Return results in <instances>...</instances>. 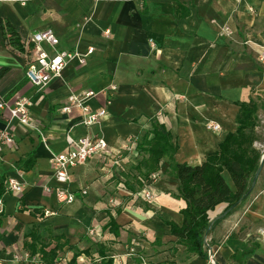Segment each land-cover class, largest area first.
Listing matches in <instances>:
<instances>
[{
    "label": "crops",
    "instance_id": "1",
    "mask_svg": "<svg viewBox=\"0 0 264 264\" xmlns=\"http://www.w3.org/2000/svg\"><path fill=\"white\" fill-rule=\"evenodd\" d=\"M47 30L64 50L94 51L84 65L71 63L39 91L25 71L40 52L32 37ZM262 58L264 0H0V70L7 69L0 102L12 105L24 97L31 103L29 126L9 125L0 111V133L8 129L16 140L0 151V261L40 264L27 249L36 231L48 249L62 247L57 261L65 253L69 263L79 255L77 264H100L103 254L113 264H264ZM110 86L114 93H102ZM89 91L101 93L91 108L107 109L108 116L86 128L79 114L67 116L60 109L71 95ZM250 102L257 104L260 141L254 147L262 149L263 170L249 197L207 233L210 258L190 255L167 225L182 227L187 207L179 181L170 175L169 156L152 174L159 175L153 199L137 196L142 190L133 180L137 191L127 188L126 176L136 178L135 168L148 158L139 149L141 136L158 121L177 148L174 162L199 167L236 133L239 104ZM214 125L220 129L214 131ZM69 132L75 139L103 140L108 154L70 171L63 187L76 202L60 205L51 161L68 152ZM30 156L32 166L26 163ZM221 176L236 193L228 171ZM9 177L23 185L22 197L6 192ZM226 208L211 212V222ZM16 255L28 258L16 263Z\"/></svg>",
    "mask_w": 264,
    "mask_h": 264
},
{
    "label": "trees",
    "instance_id": "2",
    "mask_svg": "<svg viewBox=\"0 0 264 264\" xmlns=\"http://www.w3.org/2000/svg\"><path fill=\"white\" fill-rule=\"evenodd\" d=\"M6 72L7 69L0 70V79ZM239 107L236 133L230 134L220 145L219 151L210 155L199 167L176 164L173 159L177 148L171 143L170 133L165 126L152 120V131L144 132L139 144V149L148 158L135 168L136 178L126 176L127 188L133 192L137 191L130 185V180H133L141 191L145 185L137 177L145 182L149 181L150 176L159 171L162 159L169 156L170 175L179 181V193L187 207L182 212V227L173 223L167 225L170 226L172 235L178 239L179 244L187 248L188 254L198 255L204 259L210 258L206 234L212 227L230 216L237 206L249 197L255 175L261 164L262 153L254 147L260 141L255 133L258 126L257 104L243 103L239 104ZM150 136L153 137L150 138ZM33 160V156H30L26 163H31L32 166ZM224 170L230 174L236 193L230 190L221 176ZM3 194V182H0V199ZM221 205H227L225 213L212 223L209 214ZM1 217L2 215H0V225ZM111 225L113 227L111 229H117L113 222ZM30 236L32 242L27 247L30 256L38 257L40 264H55L62 247L57 245L53 249H48L49 245L43 242L36 231ZM100 256L102 257L100 264H113V261L105 258L103 254ZM78 257L79 255H75L69 264H77Z\"/></svg>",
    "mask_w": 264,
    "mask_h": 264
},
{
    "label": "built area",
    "instance_id": "3",
    "mask_svg": "<svg viewBox=\"0 0 264 264\" xmlns=\"http://www.w3.org/2000/svg\"><path fill=\"white\" fill-rule=\"evenodd\" d=\"M224 33L230 36L231 33L226 29ZM109 34V33H107ZM33 42L40 48V52L35 59H32L26 68L25 77L27 81L39 91L45 90L48 85L61 76L63 71L73 62L80 65L86 63V59L93 54L90 49L86 55L80 54L78 51H68L60 47V40L51 30L37 33L32 37ZM42 45L47 46V50L41 48ZM261 61H264L262 58ZM114 86L108 87L104 92L114 93ZM101 94V93H100ZM100 94L94 91L82 93L81 95H71L65 105L60 109L61 113L72 116L79 114L81 120L80 125L86 128L100 125L108 116L107 109L93 110L90 102L97 98ZM31 103L28 98L17 97L12 105L7 102H0V111H4L7 115L9 125L16 121L22 126H29L31 121ZM214 131H218V126L211 127ZM68 145V152L63 155L54 156L51 164L54 172L55 181L60 185L54 189L57 201L60 205H72L76 202L75 195L69 189L64 188L70 181V171L78 166L86 164L90 159L108 154V146L103 140H98L88 135L79 139H75L71 132L65 136ZM16 140L14 135L7 129L0 133V151L3 146H14ZM159 175H151L149 181L143 182L145 187L140 192L141 197L151 200L154 197L152 187L157 181ZM50 193L51 189H46ZM6 192L16 197H22L24 193L23 185L15 178L9 177L6 181ZM82 195H87V191H83ZM4 214L3 200L0 199V215ZM94 235V233H91ZM28 257L16 255L14 261L16 263L23 262ZM0 264H3L0 261ZM55 264H60L57 261Z\"/></svg>",
    "mask_w": 264,
    "mask_h": 264
},
{
    "label": "water",
    "instance_id": "4",
    "mask_svg": "<svg viewBox=\"0 0 264 264\" xmlns=\"http://www.w3.org/2000/svg\"><path fill=\"white\" fill-rule=\"evenodd\" d=\"M263 157H264V150H263ZM262 170H263V162L260 164V167H259V169H258V171H257V173H256V175H255V178H254V184H253L252 190H253V188L255 187V184L257 183V180H258V178H259V176H260ZM252 190H251V191H252ZM206 238H207V234H206Z\"/></svg>",
    "mask_w": 264,
    "mask_h": 264
},
{
    "label": "rangeland",
    "instance_id": "5",
    "mask_svg": "<svg viewBox=\"0 0 264 264\" xmlns=\"http://www.w3.org/2000/svg\"><path fill=\"white\" fill-rule=\"evenodd\" d=\"M257 145V143H256ZM259 151H262V149H259ZM70 258L67 254L63 253L61 256H60V264H69V259Z\"/></svg>",
    "mask_w": 264,
    "mask_h": 264
}]
</instances>
